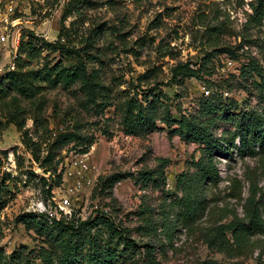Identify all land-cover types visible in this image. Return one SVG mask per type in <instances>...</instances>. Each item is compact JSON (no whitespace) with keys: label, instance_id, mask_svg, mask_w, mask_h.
<instances>
[{"label":"rangeland","instance_id":"1","mask_svg":"<svg viewBox=\"0 0 264 264\" xmlns=\"http://www.w3.org/2000/svg\"><path fill=\"white\" fill-rule=\"evenodd\" d=\"M72 1L0 0V27H6L10 41L17 40L13 49V71L17 57L20 63L27 62L25 55L17 52L22 35L33 37L41 52L36 60L27 63L26 69L70 62L59 52L46 48L62 33L60 42L66 45V51L84 49L86 40H93L92 53L97 57L91 65L101 68L105 85L113 88L112 106L104 117L81 105V95L75 86L69 91L59 85L44 90L43 127L35 128L28 119L25 128L33 141L40 145L39 162H35L30 151L22 145L15 126L5 125L3 114L15 94L10 93L0 101V250L4 256L22 250V258L31 264H39L33 255L42 245V239L32 229L26 230L19 217L29 213L43 214V206L47 209L50 205L57 220L62 217L86 220L97 212L112 215L127 240V245L119 244L112 264H145L142 245L150 240L135 230L140 225L136 212L143 203L156 209L163 200L161 192L150 187L140 189L132 179L124 178L114 185L109 198L95 193L97 179L114 173L134 174L144 167H154L153 159L163 157L170 160L165 169V190L175 193L176 175L188 169L193 171L190 160L199 157V146L184 143L179 137V128L175 124L179 119L177 107H181L182 114H194L198 108L197 100L210 96L211 90L227 92L230 101L237 103L236 113L254 108L258 103L252 87L254 80L240 77L245 57L232 61L226 54H218L205 66L202 80H184L181 84L170 80L171 68L177 62H189L193 68H198L202 53L209 50L203 37L204 26L208 24L223 25L220 47H234L243 39L245 47L239 52L263 63L264 50L259 45L264 41V20L250 23L248 16L252 14L250 6L254 0H114L110 4L105 3L107 0H86L89 4L78 10L71 6ZM65 9L69 10L67 17L63 16ZM131 49L136 53H130ZM165 52V57H161ZM3 53L2 63L8 59L5 48ZM153 67L159 68L156 76L149 78L148 85L134 90L136 77ZM155 83L159 86H154ZM124 90L130 96L137 93L141 100L147 97L148 101L151 98L147 92L151 91L160 116L154 132L145 137H131L123 132L118 104L125 97ZM19 104L27 113L33 108L22 99ZM159 104L169 106L171 123L161 118ZM215 125L214 135L217 137L233 131L230 122L217 121ZM72 126L78 127L92 140V145L85 154L79 153V148L71 149L72 143L63 147L54 155L55 160L62 159L66 167L60 169L59 164L54 175L45 173L40 162L46 157L48 146ZM74 151L77 154H72ZM80 159L84 160L88 170L74 165ZM215 160L221 180L216 185L207 186L205 215L189 228H178L169 244L164 236L159 237L164 246L157 247L154 257L160 264H196L205 260L218 264H264V253L258 259L264 250V235L251 236L249 245L240 247V250L235 246L227 251L218 250L205 242L207 231L218 221L226 223L233 216H243L242 204L249 190L246 176L253 177L258 188L264 187V157L239 159L235 153L229 157L224 153ZM56 175L61 176L59 184L55 182ZM79 182L80 188L68 197L69 205L60 207V196L66 195V189H73ZM227 237L231 241L229 233Z\"/></svg>","mask_w":264,"mask_h":264},{"label":"trees","instance_id":"2","mask_svg":"<svg viewBox=\"0 0 264 264\" xmlns=\"http://www.w3.org/2000/svg\"><path fill=\"white\" fill-rule=\"evenodd\" d=\"M72 2L74 5L71 4V6H74L76 10L82 5L89 4L86 0H73ZM113 2L114 0H107L105 3ZM250 8L252 12L248 16L250 23H261L264 20V0H254ZM68 13L69 10L65 9L63 16L67 17ZM223 34L222 24L204 26V42L209 50L202 53L198 68H193L189 62H177L170 70V80L177 84H181L184 80H202L201 73L205 71V66L218 54H226L232 61L245 57L246 62L240 67V77L254 80L252 87L257 95V106L241 109L239 113H236L234 111L237 109V103L224 98L223 91L211 90L210 96H202L197 100L198 108L194 114L191 112L182 114L181 107H177L179 119L175 124L179 128V137L184 143L199 146V157L190 160L193 171L188 169L176 175L173 185L175 193L165 190V169L170 164V160L163 157H155L152 168L144 167L134 174L114 173L97 179L95 193L99 192L109 198L114 185L124 178L132 179L134 185H140V189L150 187L161 192L163 200L156 209L143 203L139 205L136 212L140 225L135 230L142 237L150 240L148 244L142 245L145 252V264H160L154 255L157 247L164 246L159 240L161 235L169 244L179 230L178 228H189L205 215L207 186L216 185L221 180L218 166H216L217 156L226 153L229 157L235 153L239 159L254 160L264 157V60L261 63L245 52L240 53L239 50L245 47L243 39H240V43L234 47H220L219 39ZM62 36L60 33L59 39L54 43H49L46 48L51 52H59L64 60L70 59L66 65L59 62L51 67L46 64L42 68L26 69L27 63L36 60L41 52L36 48L33 37L22 35L17 52L19 55H25L27 62L20 63L17 57L16 69L5 73L0 78V101L5 100L10 93L15 94L3 114L5 125L15 126L16 131L21 135L22 145L30 151L35 162L40 161V145L33 141L25 128L28 119L35 128L43 127L42 113L46 106L44 90L59 85L63 90L69 91L72 86H75L81 95V105L100 117H104L105 112L112 106L113 88L105 85L101 77V68H94L91 65L97 57L92 53L93 40L88 38L84 49L66 51V45L60 42ZM259 47L264 50L263 40ZM167 48L169 49V46ZM130 53L135 54L136 51L131 49ZM165 55L166 52L161 57L164 58ZM158 71L159 68L153 67L138 75L135 79L136 86L133 89L137 91L148 85L149 78L156 76ZM153 85L159 86L158 83ZM122 94L125 97L118 106L121 113L119 124L123 132L131 137H145L154 132L157 127L156 121L160 116L157 101L151 97V91L147 92L151 101H148L147 97L142 100L138 99L137 93L130 96L127 90H124ZM19 99L27 101L33 107L30 113L20 106ZM159 105L162 107L161 118L164 122L171 123L172 116L169 106ZM107 120L109 119L105 121ZM217 121L230 122L233 124V131L223 133L220 137L215 136L214 129ZM71 143V149L79 148V153L85 154L92 145V140H89L79 131L78 127L74 126L70 131L60 133L48 146L46 157L40 162L45 173L55 174L62 160L60 158L55 160V152ZM56 177L55 182L59 184L61 176L56 175ZM246 180L249 190L242 204L243 216L239 218L233 216V219L226 223L218 221L215 226L211 227L205 235V242L209 247L227 251L229 247L235 246L240 250V247L249 245L251 236L264 235V218L262 217L264 187L258 188L253 177L246 176ZM42 181L46 180L42 179ZM50 189L51 186H49ZM177 192L180 195H177ZM110 201L113 202V199ZM19 221L26 230L32 229L37 237L42 239V245L34 251L33 255V259L39 264H112L119 244L127 245L123 229L108 213L97 212L86 220L67 219L66 217L57 220L55 217L49 219L44 214L29 213V215L19 217ZM228 233L231 241L227 237ZM130 246L132 249L135 248L132 243ZM263 253L264 250L261 251L258 259H261ZM22 254V250H19L9 256H4L0 250V264H31L22 258ZM196 264L218 263L205 260Z\"/></svg>","mask_w":264,"mask_h":264},{"label":"built area","instance_id":"3","mask_svg":"<svg viewBox=\"0 0 264 264\" xmlns=\"http://www.w3.org/2000/svg\"><path fill=\"white\" fill-rule=\"evenodd\" d=\"M17 44V40L15 41H10L9 40V33L7 32L6 27H0V78L5 75V73L7 72H11L14 69V53H13V49L15 48L14 45ZM4 48L6 49V53L8 54V59L6 60V62L2 63V59H3V50ZM207 93V92H206ZM223 97L224 98H229L228 97V93L227 92H223ZM72 154H77V152H73ZM84 156V155H81ZM62 161V160H61ZM60 161V162H61ZM60 169L62 168V166L66 167V165H63V161L60 163ZM74 165H77L80 169L86 171L88 170V167L86 165V163L84 162V160L80 159L74 162ZM59 166V165H58ZM65 172H68V170L64 169ZM69 176L71 175L70 173H68ZM81 186V183H77L76 187L70 188V189H66L67 194L60 196L59 198V203H60V207H66L69 205V200L68 197L70 195H73V193H75L77 191V189H79ZM50 206V205H49ZM46 209L43 206V214L47 217V218H52L53 217V213L51 210V207H49Z\"/></svg>","mask_w":264,"mask_h":264}]
</instances>
